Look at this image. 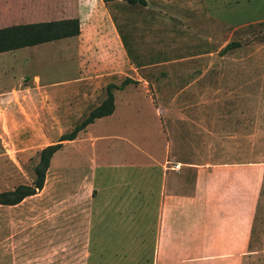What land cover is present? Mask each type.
Instances as JSON below:
<instances>
[{
    "label": "rangeland",
    "instance_id": "obj_1",
    "mask_svg": "<svg viewBox=\"0 0 264 264\" xmlns=\"http://www.w3.org/2000/svg\"><path fill=\"white\" fill-rule=\"evenodd\" d=\"M64 18L78 20L77 35L0 53V192L31 184L39 150L82 121L107 84L133 82L111 90L114 115L62 141L36 195L0 204V264L147 263L152 205L141 227L108 210L91 233L86 204L63 224L54 209L56 198L86 199L98 153L145 160L135 145L156 159L165 146L161 160L171 163H255L244 264H264V0H0V27ZM121 170L96 175L118 183Z\"/></svg>",
    "mask_w": 264,
    "mask_h": 264
},
{
    "label": "crops",
    "instance_id": "obj_2",
    "mask_svg": "<svg viewBox=\"0 0 264 264\" xmlns=\"http://www.w3.org/2000/svg\"><path fill=\"white\" fill-rule=\"evenodd\" d=\"M48 4L46 2L45 7H49ZM49 42L52 41L40 44ZM10 77L11 73L4 75L6 79ZM115 112L116 105L113 101V110L108 115H114ZM89 124L85 126L86 129ZM102 140H105L104 136ZM163 147L161 158L156 159L141 145L133 146L135 151L145 156L143 161H110L114 157L98 153L102 156V161L87 163L86 176L90 193L85 200L79 199L78 195L67 199L56 198L54 209L57 222L63 224L70 212L80 211L86 204L90 223L88 233H91L92 221L99 219L101 222L103 211L108 210L123 214V223L127 227H141L149 205H152L155 222L151 255L145 264H244L249 253L248 245L259 189L260 172L257 165L171 163L161 160ZM110 168L125 170L115 176L120 178L118 183L107 179L110 175L107 172L99 174L97 178V169ZM83 178L85 174L81 177ZM98 179H101L100 182ZM103 182L104 185L106 183L105 188L102 186ZM116 186H120L119 191H115ZM36 192L27 197H33ZM24 198L8 206L18 205ZM127 216L129 218L126 219ZM139 218L142 219L141 222ZM96 232L98 230L93 231ZM132 263L141 264L140 260Z\"/></svg>",
    "mask_w": 264,
    "mask_h": 264
},
{
    "label": "trees",
    "instance_id": "obj_3",
    "mask_svg": "<svg viewBox=\"0 0 264 264\" xmlns=\"http://www.w3.org/2000/svg\"><path fill=\"white\" fill-rule=\"evenodd\" d=\"M108 2L112 0H101ZM129 4L145 5V0H123ZM79 33V23L76 18H64L58 20L38 21L28 23H18L0 27V53L14 49L32 46L43 42L54 41L61 38L75 36ZM231 46L227 43L222 51ZM130 78H124L118 85L107 84L104 99L78 124L74 125L68 133L61 134L56 143L46 145L39 150L38 160L33 168L34 178L30 185L20 184L12 190L0 192V204L14 205L24 197L33 195L40 190L45 177V172L49 165V160L62 144V141L72 140L77 132L82 130L95 118H100L110 114L113 110L112 89H122L131 82Z\"/></svg>",
    "mask_w": 264,
    "mask_h": 264
}]
</instances>
